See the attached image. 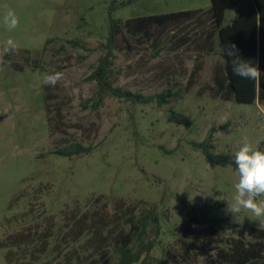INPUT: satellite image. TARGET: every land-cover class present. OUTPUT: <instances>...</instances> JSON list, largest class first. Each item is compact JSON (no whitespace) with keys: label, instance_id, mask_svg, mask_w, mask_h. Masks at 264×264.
<instances>
[{"label":"rangeland","instance_id":"obj_1","mask_svg":"<svg viewBox=\"0 0 264 264\" xmlns=\"http://www.w3.org/2000/svg\"><path fill=\"white\" fill-rule=\"evenodd\" d=\"M228 1L226 21L235 7ZM211 0H0V45L17 51L0 66V264H88L119 259L115 240L154 208L160 230L149 252L185 243L184 203L209 204L233 224L259 227L228 208L237 182L231 163L210 164L194 142L212 128L213 151L234 161L246 140L264 151V102L212 93L224 59L208 40ZM12 9L16 29L3 23ZM200 9L196 17L147 34L113 33L110 19ZM151 97L134 103L100 90L92 73ZM62 72L55 87L45 75ZM224 126V128H220ZM78 146L89 152L64 155ZM132 219V220H131ZM154 224L142 239L154 237ZM140 240H135L136 248ZM133 264H145L144 256Z\"/></svg>","mask_w":264,"mask_h":264},{"label":"trees","instance_id":"obj_2","mask_svg":"<svg viewBox=\"0 0 264 264\" xmlns=\"http://www.w3.org/2000/svg\"><path fill=\"white\" fill-rule=\"evenodd\" d=\"M235 7L233 18L227 22V0H211L208 9L210 26L207 32L208 40L217 37L223 53V61L217 63L213 73L212 93L223 100H234L241 104H252L256 100L264 102V0H230ZM200 9H187L167 13L138 15L126 20L110 19L111 31L115 33L124 29L131 34H147L153 25L166 26L170 23H180L196 17ZM231 45L235 46L239 55L229 56ZM247 60L257 65L261 70L258 80L243 79L233 71V59ZM108 71L107 56L100 60L92 78L96 79L100 90L114 96L124 97L134 103H147L151 97L144 98L120 87H114L106 77ZM220 128H224L221 126ZM212 128L206 139L194 142L210 164L221 162L236 165L230 156L215 153ZM89 148L78 146L73 152H60L64 155L89 152ZM184 221L177 227L178 234L185 240L179 247L165 249L164 258L150 255L159 234L160 224L154 208L140 218L130 221L127 232L120 231L115 240L119 259L115 264H133L139 261L143 254L145 264H264V230L252 226L233 224L231 232L222 234L219 227L226 218L212 213L209 204L194 205L184 203ZM154 224V237L148 241L142 239L148 226ZM135 240H140L133 248ZM88 264H112L106 257L102 260L91 259Z\"/></svg>","mask_w":264,"mask_h":264},{"label":"clouds","instance_id":"obj_3","mask_svg":"<svg viewBox=\"0 0 264 264\" xmlns=\"http://www.w3.org/2000/svg\"><path fill=\"white\" fill-rule=\"evenodd\" d=\"M3 23L11 31L17 28L19 20L14 10L9 9L3 17ZM17 51V45L12 39H7L0 45V66L5 65V56ZM229 56L239 55L235 46L231 45ZM232 71L243 79L258 80L261 70L255 64L239 58L233 59ZM63 79L62 72L45 75L43 84L55 87ZM235 171L238 177L234 184V195L229 210L238 215L241 211L250 213L249 219L259 221V230H264V151L254 148L246 140L234 153Z\"/></svg>","mask_w":264,"mask_h":264}]
</instances>
